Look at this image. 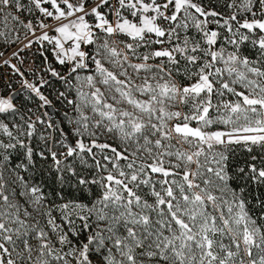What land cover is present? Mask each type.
Here are the masks:
<instances>
[{
  "label": "snow or ice",
  "instance_id": "snow-or-ice-1",
  "mask_svg": "<svg viewBox=\"0 0 264 264\" xmlns=\"http://www.w3.org/2000/svg\"><path fill=\"white\" fill-rule=\"evenodd\" d=\"M0 264H264V0H0Z\"/></svg>",
  "mask_w": 264,
  "mask_h": 264
}]
</instances>
